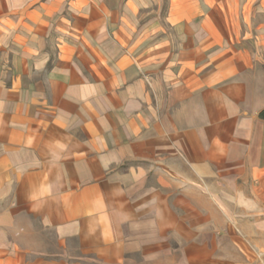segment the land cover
Segmentation results:
<instances>
[{"label": "crops", "instance_id": "obj_1", "mask_svg": "<svg viewBox=\"0 0 264 264\" xmlns=\"http://www.w3.org/2000/svg\"><path fill=\"white\" fill-rule=\"evenodd\" d=\"M264 0H0V264H264Z\"/></svg>", "mask_w": 264, "mask_h": 264}, {"label": "trees", "instance_id": "obj_2", "mask_svg": "<svg viewBox=\"0 0 264 264\" xmlns=\"http://www.w3.org/2000/svg\"><path fill=\"white\" fill-rule=\"evenodd\" d=\"M259 117L264 120V108L259 112Z\"/></svg>", "mask_w": 264, "mask_h": 264}]
</instances>
